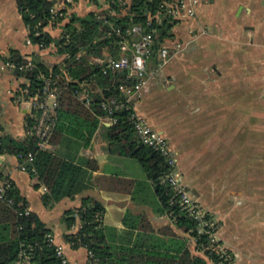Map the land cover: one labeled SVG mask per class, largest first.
Here are the masks:
<instances>
[{"label":"crops","instance_id":"1","mask_svg":"<svg viewBox=\"0 0 264 264\" xmlns=\"http://www.w3.org/2000/svg\"><path fill=\"white\" fill-rule=\"evenodd\" d=\"M19 20L22 23L15 1L0 0V136L23 139L29 110L24 104L15 102V96L25 79L17 77L3 58L8 56L10 49H16L27 57L38 54L47 62L48 49L41 50L28 43L26 29L23 23L22 28L18 26ZM15 21L16 25L13 24ZM18 29L19 32H15ZM173 32L174 38L167 41L170 59L162 70L151 71L136 100L135 110L167 138L181 170L179 151L166 136L162 125L154 121L146 102L147 95L151 85L154 90L159 86V77L176 81L175 75L168 70L185 49L197 66L202 55L204 96L211 100L218 97L220 126L225 130L226 144H233L235 151L233 154L232 149L227 150L226 156L222 153L221 181L224 182L225 171L226 192L223 191L224 195L220 197L216 238L223 248L234 254L235 264H264V181L260 185L256 182L264 168L261 166L264 145H255L259 152L263 150L262 153L250 154L248 151L246 154L244 139L248 129H256L254 136L259 138V130L264 128V0H197L195 15L173 27ZM22 36L24 43H21ZM11 42L15 43L13 48ZM175 85L176 82L170 87ZM100 123L88 141L63 134L53 147L51 145L55 154L79 169V175L70 194L47 204L43 201L47 189L38 178L21 171L15 156L0 155L1 176L16 184L27 200L28 210L45 223L53 244L62 250L68 264H87L88 261L85 248L73 249L65 241L68 231L62 220L64 212L79 207L83 198H93L104 206V234L111 243L133 244L139 236H149L144 230L131 229L124 224L127 215L146 217L155 231L149 234L155 236L159 235L158 229L171 225L137 160L107 150L101 126H107V123L104 119ZM245 155L251 161V169L245 168ZM228 161H234L231 169ZM94 163L96 170L87 168ZM245 176L250 183L240 186ZM68 180L69 177L65 184ZM188 188L198 200L199 194Z\"/></svg>","mask_w":264,"mask_h":264},{"label":"trees","instance_id":"2","mask_svg":"<svg viewBox=\"0 0 264 264\" xmlns=\"http://www.w3.org/2000/svg\"><path fill=\"white\" fill-rule=\"evenodd\" d=\"M14 1L26 29L27 40L41 50L55 48L60 57L59 62L49 65L38 54L27 57L16 49H10L8 56L3 58L5 64L13 65V73L17 77L25 79L20 88L27 86L32 94L43 88L44 77L51 73L58 77L56 122L50 136L52 147L63 134L88 141L100 120L107 115L101 108V102L119 97V85L135 82L127 79L124 70L103 74L101 67L94 62V58H103L105 54L119 55L120 38L116 36V29L126 32L134 24L148 29L146 23L152 20L156 32L148 61L149 71L156 70L158 66L161 46L175 36L173 27L176 22H170L171 18L164 14L160 7L163 0H104L105 5L101 9L84 15L70 11L69 2L63 0V8L58 9L61 16L55 18L52 17V9L57 0ZM157 18H161V22ZM49 25H59L60 34L52 36L46 30ZM84 87L91 92L88 106L78 93ZM19 92L17 90V95ZM129 115L130 111H117L113 114L116 118L113 124L101 125L107 150L137 160L171 225L158 229L159 235L155 236L151 235L155 231L146 217L127 215L124 224L131 229L144 230L149 236H139L133 244L111 243L104 234V206L86 197L79 207L63 214L62 220L68 231L65 241L73 249L82 247L91 252L95 259L93 264H235L230 250L223 248L218 240L212 242L205 232L199 233L197 223L186 210L177 202H171L172 190L160 182L169 169L166 161L139 140ZM32 125L33 120L27 115L25 128ZM28 152L33 154L31 162L25 161ZM0 155L15 156L26 166L31 177L38 178L47 189L43 195L46 204L70 194L79 175L77 167L52 149H38L32 136L23 139L0 136ZM87 168L96 170L97 164H89ZM67 177L70 180L65 184ZM0 178L10 184L0 199V264H16L21 252L28 255L30 264H61L57 247L48 239L50 230L36 213L29 210L25 213L27 200L16 184L1 174ZM208 218H212L209 212ZM72 226L77 229L73 231Z\"/></svg>","mask_w":264,"mask_h":264},{"label":"built area","instance_id":"3","mask_svg":"<svg viewBox=\"0 0 264 264\" xmlns=\"http://www.w3.org/2000/svg\"><path fill=\"white\" fill-rule=\"evenodd\" d=\"M58 1V0H57ZM197 0H163L160 7L164 14L171 18L170 22H176L175 26L181 21L192 18L195 15V6ZM57 2L52 9L53 18L61 16ZM161 22V18H157ZM146 29L141 24H134L123 32L120 28L116 29V36H119V55L111 56L105 54L103 58H94V62L101 67L103 74L109 71L127 72V79H134L131 85H119L120 96L110 98L101 102V108L107 113L103 118L108 125L113 124L116 118L113 114L117 111H130L129 120L139 138V140L159 153L166 161L168 172L161 179V184L167 185L172 190L171 202H177L182 206L188 216L192 218L198 227V232L208 234L212 242L216 241L217 222L213 218H208V212L199 204L198 200L189 190L184 182L182 172L180 170L179 160L171 148L167 138L152 128L148 120L135 110V104L138 97L142 94L143 88L150 76L151 71L148 70V61L151 55V47L153 36L156 28L152 20L147 21ZM174 26V27H175ZM28 43L29 40H27ZM180 45L178 44L177 47ZM176 47V48H177ZM159 63L154 71H160L170 59V47L167 43L163 44L158 52ZM12 67V64H7ZM29 67V66H28ZM152 71V72H154ZM57 76L52 73L43 78V88L37 90L33 94L25 88H20L19 95L15 96V102L24 104L29 110L28 116L33 120V125L26 129V136L35 138L36 146L40 150H48L51 147L50 136L55 127L56 107H57ZM80 99L84 100L85 105H89L91 101V92L84 87L78 92ZM25 161H33V154L28 152ZM19 169L26 172V166L19 163ZM9 181L0 178V199L3 198ZM25 213H28L26 209ZM76 226H72L75 231ZM48 239L53 243L52 236L49 234ZM57 247V246H56ZM57 255L61 258V264H68V261L62 250L57 247ZM89 259V260H88ZM87 264H93L95 259L93 254L87 251ZM16 264H30L29 257L26 253L21 252L18 256Z\"/></svg>","mask_w":264,"mask_h":264},{"label":"rangeland","instance_id":"4","mask_svg":"<svg viewBox=\"0 0 264 264\" xmlns=\"http://www.w3.org/2000/svg\"><path fill=\"white\" fill-rule=\"evenodd\" d=\"M93 1L67 0L70 11L78 15H84L91 10H99L105 5L104 0H98L96 3ZM57 5L63 6V0H58ZM18 22V26L22 28L20 20ZM13 24L16 25L17 22L15 21ZM46 30L56 37L60 34L61 29L59 25H49ZM15 32H19V29ZM177 34L179 35V33ZM183 37L186 39L185 36ZM21 43H24L23 36ZM10 45L13 48L15 43L11 42ZM185 50L178 59L173 60V65L168 70L170 74L175 75L176 81L159 77L161 83L155 90L152 89L153 85H151L146 102L150 106L154 121L162 125L166 131V136L179 151L185 184L199 194V204L213 215L212 218L218 225L216 218L219 217L220 197L226 192L225 171L223 173L224 182H222L220 163L223 158L222 153L226 156L227 150L229 152L230 149L233 150L234 145L226 144L225 130L221 128L219 121L218 97H213L211 100L210 97L204 96L202 55L198 59L200 62L197 66L191 60L188 49ZM45 57H47L49 65L60 61V57L57 56L53 47L48 48ZM174 81L177 85L170 87L175 83ZM248 130V136H244L246 140L245 153L248 154V151L250 154L259 152V148L255 145H259V147L264 145V128L259 130L263 139L260 136L255 138L256 129ZM262 151L260 150L259 153ZM234 152L233 150L231 153L234 154ZM246 156L243 160L245 161V168L248 166L247 169H251V161ZM228 164L231 169L234 161H228ZM261 166L264 167V163H261ZM263 169L261 168L256 181L259 185L263 184L264 181ZM141 171H143L142 168ZM249 183V179L247 180L245 176L244 182L240 183V186Z\"/></svg>","mask_w":264,"mask_h":264}]
</instances>
